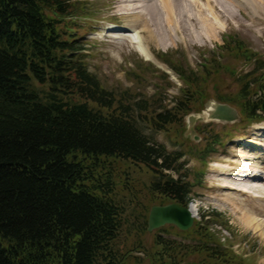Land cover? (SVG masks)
<instances>
[{
  "label": "rangeland",
  "instance_id": "1",
  "mask_svg": "<svg viewBox=\"0 0 264 264\" xmlns=\"http://www.w3.org/2000/svg\"><path fill=\"white\" fill-rule=\"evenodd\" d=\"M72 1L78 7L74 17L66 19L75 32L71 38L89 71L114 94L117 104L127 97L148 104L145 114L150 118L173 108L183 96L191 106L183 120L164 130L141 120L137 124L147 137L184 154L181 162L193 190L189 205L198 210L190 230L166 225L149 231L151 208L171 203L151 193L154 176L150 170L128 160L110 159L95 173L100 182H111V197L124 209L123 227L114 242L121 264H264V199L224 187L226 181H237L242 185L236 186L246 189L251 185L247 179L226 178L212 167L219 164L236 173L242 163L258 164L261 177L255 182L264 188V134L260 130L264 121L246 119L241 97L245 81L260 82L264 75V68L257 69L264 62V0H234L236 4L199 0V5L183 0L182 10L181 0H173L177 27L156 9L160 0ZM148 3L157 15L147 12ZM135 32L149 47L150 56L137 49ZM257 92L252 101L262 98V92ZM214 104L231 106L239 120H212ZM249 155L263 157L251 164ZM254 195L264 197V192ZM158 242L172 247L163 252ZM215 250L225 258L209 253Z\"/></svg>",
  "mask_w": 264,
  "mask_h": 264
},
{
  "label": "trees",
  "instance_id": "2",
  "mask_svg": "<svg viewBox=\"0 0 264 264\" xmlns=\"http://www.w3.org/2000/svg\"><path fill=\"white\" fill-rule=\"evenodd\" d=\"M77 7L72 0H0V264H121L114 242L124 209L111 182L95 176L106 160L150 170L152 194L185 207L192 201L184 154L137 125L164 130L183 120L190 101L183 96L151 118L148 104L130 97L117 104L71 38L66 19ZM242 91L246 119L264 121V75ZM257 91L262 98L252 101ZM158 243L163 252L172 247Z\"/></svg>",
  "mask_w": 264,
  "mask_h": 264
},
{
  "label": "bare ground",
  "instance_id": "3",
  "mask_svg": "<svg viewBox=\"0 0 264 264\" xmlns=\"http://www.w3.org/2000/svg\"><path fill=\"white\" fill-rule=\"evenodd\" d=\"M228 2H229V0H227ZM234 1V0H233ZM241 1V0H240ZM160 2H162V4L161 5H159L158 3L157 4H155V7H156V9L159 7V9L161 10V11H163L165 14H166V16H167V18H169L170 20H171V22L173 23V27H177L178 25H175V21H176V16H175V2L173 1V0H160ZM186 2V1H185ZM187 2H188V0H187ZM190 2L192 3V1L190 0ZM195 2L196 3H198V5H199V0H195ZM238 2V1H237ZM243 2V1H242ZM181 5H180V10H182L181 8V6L183 5V0H181L180 2H179ZM230 3V2H229ZM234 3L236 4V2L234 1ZM238 3H240V2H238ZM248 4V3H247ZM239 5H241V4H239ZM238 5V6H239ZM250 5V4H249ZM244 6V5H243ZM144 7H146V10H147V12L148 13H152L153 15H157V13H156V10H155V7H154V5L153 4H151V3H148V5L147 6H144ZM246 8V7H245ZM247 9V8H246ZM254 10V9H253ZM256 11H258V10H256ZM159 12V11H158ZM174 12V13H173ZM180 12V11H179ZM256 13V12H255ZM259 13V12H258ZM171 15V16H170ZM181 17V16H180ZM163 18V17H162ZM163 20H166L165 18L163 19ZM162 20V21H163ZM167 21V20H166ZM208 22V24L210 23L209 21H207ZM210 26H211V28L214 30L215 29V27H214V24L212 23V24H209ZM171 27V26H170ZM118 28V27H117ZM172 28V27H171ZM177 31V30H176ZM215 31V30H214ZM214 31H211V34H213V32ZM153 33V32H152ZM178 33V32H177ZM117 34V33H116ZM138 32H135L134 33V39H133V42H134V44L136 45V47H137V49L140 51V52H142L144 55H151V51L149 50V47L145 44V42L143 41V40H141V38L138 36ZM157 34V33H156ZM155 35V34H154ZM153 35V36H154ZM159 35V34H158ZM209 35V34H208ZM109 36H111V37H113L114 35H109ZM152 36V37H153ZM115 38H117L116 36H114ZM122 38V37H121ZM161 38V37H160ZM262 132H263V134H264V125L261 127V129H260ZM262 134V135H263ZM254 144H257L260 148L262 147V144H258V143H254ZM263 146H264V144H263ZM258 153V152H257ZM249 154V153H248ZM248 154H242V155H246V156H248ZM259 157H263V155H258V156H252V155H249V158H252L251 160L250 159H248V160H250L251 161V164H252V162H253V160L255 159V158H259ZM259 160H261V159H259ZM253 166H250V165H243V163H242V167H241V169H237V172L236 173H231L230 172V170H229V168L227 167V166H222V165H219V164H215L214 166H212L214 169H218V170H220V172H221V174L222 173H224V174H222L224 177H237V178H239L241 181H244L245 179H247L248 181H245V182H247L248 184H250L251 185V187H250V189H246V188H244V187H239V186H236V185H242V183H239V182H229V181H226V183L224 184V187H228V189H230V190H237V191H240V192H243V193H245V194H251V195H253V197L254 198H261V199H264V197H261V195L260 196H258V195H254V193H259V192H264V188H262L261 187V185H259L258 184V182H255V181H257V179L256 178H258V177H261V174L259 173L260 172V170H257V168L259 167V165L257 164V165H254V164H252ZM227 169V170H226ZM218 170H216V171H218ZM233 170V169H232ZM248 172H250L249 174H246V173H248ZM234 179V178H233ZM225 180H227V179H225ZM254 182V183H253ZM230 183H232V184H230ZM247 184V185H248ZM191 211H192V213L194 214V216L196 217V212L198 211L197 210V207L196 206H194L193 204H191Z\"/></svg>",
  "mask_w": 264,
  "mask_h": 264
},
{
  "label": "water",
  "instance_id": "4",
  "mask_svg": "<svg viewBox=\"0 0 264 264\" xmlns=\"http://www.w3.org/2000/svg\"><path fill=\"white\" fill-rule=\"evenodd\" d=\"M264 112V102L262 104ZM210 111V110H209ZM211 119L225 123L239 120L238 112L229 105L214 104L211 110ZM166 225H172L181 231H188L194 225V214L191 207H184L177 203L153 206L149 213V231L158 230Z\"/></svg>",
  "mask_w": 264,
  "mask_h": 264
}]
</instances>
